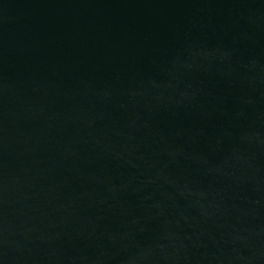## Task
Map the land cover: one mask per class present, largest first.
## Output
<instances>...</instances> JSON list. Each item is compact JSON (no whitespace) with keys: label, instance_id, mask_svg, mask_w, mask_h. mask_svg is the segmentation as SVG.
Here are the masks:
<instances>
[{"label":"water","instance_id":"obj_1","mask_svg":"<svg viewBox=\"0 0 264 264\" xmlns=\"http://www.w3.org/2000/svg\"><path fill=\"white\" fill-rule=\"evenodd\" d=\"M0 264H264V0H0Z\"/></svg>","mask_w":264,"mask_h":264}]
</instances>
